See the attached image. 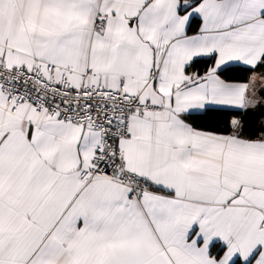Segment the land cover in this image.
Wrapping results in <instances>:
<instances>
[{"label":"snow or ice","instance_id":"obj_1","mask_svg":"<svg viewBox=\"0 0 264 264\" xmlns=\"http://www.w3.org/2000/svg\"><path fill=\"white\" fill-rule=\"evenodd\" d=\"M258 69L264 0H0V264H264Z\"/></svg>","mask_w":264,"mask_h":264},{"label":"trees","instance_id":"obj_2","mask_svg":"<svg viewBox=\"0 0 264 264\" xmlns=\"http://www.w3.org/2000/svg\"><path fill=\"white\" fill-rule=\"evenodd\" d=\"M197 29V22L194 20L192 22V29L190 30L191 31H195ZM207 65L204 64V63H197L193 69V71L195 70H200V71H203V69L206 67ZM257 71H264V69H258ZM231 75H233L234 77H239V78H245L247 77L248 75H250V73H247V72H244V71H237L235 73H232ZM199 124L201 125H204V124H207L209 123V121L207 119L205 120H202V121H198ZM220 127H224L223 123L220 124Z\"/></svg>","mask_w":264,"mask_h":264},{"label":"crops","instance_id":"obj_3","mask_svg":"<svg viewBox=\"0 0 264 264\" xmlns=\"http://www.w3.org/2000/svg\"><path fill=\"white\" fill-rule=\"evenodd\" d=\"M190 34H191V32H190Z\"/></svg>","mask_w":264,"mask_h":264}]
</instances>
